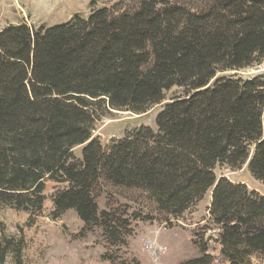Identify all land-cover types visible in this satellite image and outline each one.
<instances>
[{"label":"trees","instance_id":"obj_1","mask_svg":"<svg viewBox=\"0 0 264 264\" xmlns=\"http://www.w3.org/2000/svg\"><path fill=\"white\" fill-rule=\"evenodd\" d=\"M263 60L264 0H114L48 26H3L0 205L26 211L31 225L45 181L64 182L50 216L73 209L81 233L99 228L117 242L126 220L99 207L102 185L143 191L173 217L210 191L221 256L264 261V194L214 171L245 164L264 184V73L237 71ZM172 87L180 91L155 128L141 124L107 147L93 136L110 108L145 112ZM4 227L0 264L9 252L20 264L24 239ZM213 259L202 247L178 264Z\"/></svg>","mask_w":264,"mask_h":264},{"label":"rangeland","instance_id":"obj_2","mask_svg":"<svg viewBox=\"0 0 264 264\" xmlns=\"http://www.w3.org/2000/svg\"><path fill=\"white\" fill-rule=\"evenodd\" d=\"M112 1L0 0V29L9 23L20 22L32 29L41 24L48 26L66 21L75 13L86 16L92 8L109 5ZM258 64L237 71L244 77L264 73V70L256 71ZM178 91L180 89L177 87L167 90L164 101L152 104L142 113L110 108L94 121L93 136L99 137L102 146L107 147L112 139L123 137L126 131L141 124L155 128L157 112ZM80 148H74L76 155H80ZM214 171L217 176L224 175L233 181L245 182L249 188L264 194V184L252 177L245 164L238 169L217 164ZM64 185V182L53 179L45 181L43 209L31 225L26 224V211L0 205L4 233L15 239L20 236L24 239L20 264H178L198 255L202 247L214 252L213 258L217 259L215 264H229L217 251L218 248L220 250L219 228L209 218L210 191L179 217H173L158 213L153 200L143 191L102 185L104 191L97 197L99 207L126 220L122 231L126 235L112 242L105 238L99 228L81 233L82 221L73 209L66 210L57 218L50 216L51 195L56 188ZM142 236L154 237L167 246L166 254L157 263L141 250ZM4 264H16L11 252L7 254ZM253 264H264V261L253 257Z\"/></svg>","mask_w":264,"mask_h":264},{"label":"built area","instance_id":"obj_3","mask_svg":"<svg viewBox=\"0 0 264 264\" xmlns=\"http://www.w3.org/2000/svg\"><path fill=\"white\" fill-rule=\"evenodd\" d=\"M264 70V60L259 63L256 67V71ZM140 248L144 251L153 262H158L160 258L166 254L167 246L163 243H160L156 238L151 236H142L140 238ZM217 259L212 260V264H215Z\"/></svg>","mask_w":264,"mask_h":264},{"label":"crops","instance_id":"obj_4","mask_svg":"<svg viewBox=\"0 0 264 264\" xmlns=\"http://www.w3.org/2000/svg\"><path fill=\"white\" fill-rule=\"evenodd\" d=\"M239 182V181H238ZM245 183V182H244ZM246 184V183H245ZM247 185V184H246ZM217 251L219 252V248L217 249ZM214 253L213 251L211 252V254Z\"/></svg>","mask_w":264,"mask_h":264}]
</instances>
